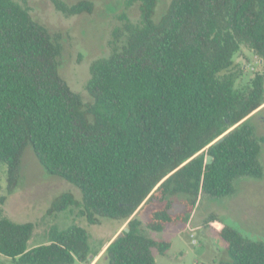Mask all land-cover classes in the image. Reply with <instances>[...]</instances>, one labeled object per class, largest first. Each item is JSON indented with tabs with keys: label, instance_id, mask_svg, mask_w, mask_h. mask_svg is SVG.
Segmentation results:
<instances>
[{
	"label": "trees",
	"instance_id": "1",
	"mask_svg": "<svg viewBox=\"0 0 264 264\" xmlns=\"http://www.w3.org/2000/svg\"><path fill=\"white\" fill-rule=\"evenodd\" d=\"M135 1L140 21L122 14L112 53L90 64L92 101L84 103L59 74L60 46L45 26L21 3L0 0L6 191L18 185L29 146L47 173L81 192L80 200L61 193L49 212L81 206L91 224L99 217L127 222L128 231L108 241L109 264H156L153 248L163 253L171 246L141 228L138 216L148 206L154 207L145 227L161 231L186 221L204 195L228 196L235 179L263 173L264 137L250 120L264 107V77L237 84L244 69L234 58L245 48L264 63V0H170L158 20V0H127V6ZM51 2L66 16L93 9L90 0ZM177 194L186 195L188 212L173 215ZM204 223L223 241L228 258L220 264H264V240L243 235L216 214ZM33 228L0 214V255L11 264L91 262L84 227L52 230L48 242L29 247Z\"/></svg>",
	"mask_w": 264,
	"mask_h": 264
},
{
	"label": "rangeland",
	"instance_id": "2",
	"mask_svg": "<svg viewBox=\"0 0 264 264\" xmlns=\"http://www.w3.org/2000/svg\"><path fill=\"white\" fill-rule=\"evenodd\" d=\"M15 1L27 7L31 16L44 25L59 44V74L80 95L84 103L92 101L86 89L90 64L112 53L113 30L122 25V14L133 24L138 23L141 18L139 1L127 6V0H90L93 3L91 13L71 16L58 11L51 0H26L25 3ZM64 1L72 4L78 0ZM169 3L170 0H158L155 20L161 17ZM123 40L122 35L116 44L120 45ZM234 63L244 69L243 77L237 79V84L250 81L256 74L264 77V63L245 48L235 56ZM250 122L255 134L264 137V107L253 113ZM259 161L263 170L260 177L243 176L235 179L233 193L225 197L204 195L189 212L186 221L167 223L161 231H153L145 227L150 209L154 207L148 206L138 216L141 228L152 239L171 243L163 253L153 248L156 264H220V261L227 259L222 239L204 223L211 213L221 216L243 235L264 240V142ZM63 192H71L78 200L81 199V192L77 187L45 171L29 146L22 156L19 183L11 194L6 191V166L0 162V199L4 198L0 201V214L15 222L34 224L28 240L29 247L48 242L52 230L77 224L88 232L91 255L89 264H109L105 248L109 239H113L122 226L126 227L127 222L99 217L97 223L91 224L81 215V206L49 212L53 200ZM185 199V194L172 196L169 212L173 215L188 212ZM96 251L99 252L98 255L92 258ZM0 261V264L12 263L9 258L1 255Z\"/></svg>",
	"mask_w": 264,
	"mask_h": 264
},
{
	"label": "water",
	"instance_id": "3",
	"mask_svg": "<svg viewBox=\"0 0 264 264\" xmlns=\"http://www.w3.org/2000/svg\"><path fill=\"white\" fill-rule=\"evenodd\" d=\"M222 138H223V136H220L216 141H220V140H222ZM211 160H212V157L211 156H207L206 157V163H211ZM125 231H128V227H124L123 228Z\"/></svg>",
	"mask_w": 264,
	"mask_h": 264
},
{
	"label": "crops",
	"instance_id": "4",
	"mask_svg": "<svg viewBox=\"0 0 264 264\" xmlns=\"http://www.w3.org/2000/svg\"><path fill=\"white\" fill-rule=\"evenodd\" d=\"M123 228V226L120 228V229H118V231H117V233L119 232V230H121ZM115 236V235H114Z\"/></svg>",
	"mask_w": 264,
	"mask_h": 264
}]
</instances>
